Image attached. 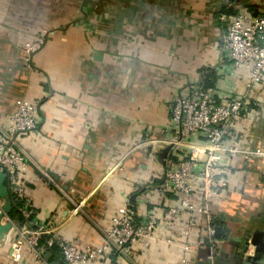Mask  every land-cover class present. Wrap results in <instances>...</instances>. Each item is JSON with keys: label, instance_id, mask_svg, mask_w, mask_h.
Wrapping results in <instances>:
<instances>
[{"label": "crops", "instance_id": "1", "mask_svg": "<svg viewBox=\"0 0 264 264\" xmlns=\"http://www.w3.org/2000/svg\"><path fill=\"white\" fill-rule=\"evenodd\" d=\"M239 12L264 16V0H0V125L10 126L19 101L39 104L37 130L17 138L32 163L25 181L34 228L55 230L80 250L95 249L120 210L161 213L172 204L155 192L166 148L142 143L168 136L173 97L190 94L207 75L215 76L217 101L248 104L231 142L264 151V84L248 91L223 46ZM38 36L45 43L28 69L22 46ZM228 167V187L211 206L225 218L216 260L240 264L242 241L264 232V157ZM79 202L83 212L70 216ZM197 220L191 259L204 264L197 242L207 221ZM178 229L173 239L181 236ZM182 247L131 246L109 260L177 264ZM10 253V241H1L0 264H16ZM44 257L45 264H62L57 252ZM19 264L38 263L26 253Z\"/></svg>", "mask_w": 264, "mask_h": 264}, {"label": "built area", "instance_id": "2", "mask_svg": "<svg viewBox=\"0 0 264 264\" xmlns=\"http://www.w3.org/2000/svg\"><path fill=\"white\" fill-rule=\"evenodd\" d=\"M44 43V37L38 36L23 44L28 69L33 68L32 56L42 49ZM223 46L239 78H246L248 91L264 84V16H253L248 12L233 16L227 24ZM247 113L248 104L244 98L217 101L215 91L205 89L203 84L186 96H174L168 136L142 143V147H171L163 161V176L155 192L173 203H166L168 205L161 213L147 208L139 211L136 206L120 210L108 228L105 244L99 248L80 250L55 230L20 225L17 218L12 219L4 212L5 200H0L2 221L12 224V230L1 241H10L13 262L19 264L27 253L38 264H45L47 250L57 248L62 264H116L109 260L110 256L122 254L131 246L147 250L153 244L177 243L182 244L184 253L177 264H196L191 259L195 251L193 234L198 229L197 217L203 216L207 227L202 235L210 246L201 253L207 254V264H217V227L213 224L211 206L228 187L227 178L231 173L228 164L234 160L246 164L252 158L264 157V151L259 148L251 149L231 142L239 121ZM38 115L39 104L23 99L18 102L10 126L0 125V172L6 175L14 200L22 204L19 213L31 222L35 210L26 195L25 174L32 163L17 138L37 130ZM44 177L61 190L52 176L44 173ZM83 208V202L73 203L70 216L80 215ZM216 217L225 222L223 214ZM174 229L181 231L178 239L171 235ZM161 231L165 236H159ZM202 237L197 242L199 248ZM254 255L255 248L248 245L247 251L240 253L242 264Z\"/></svg>", "mask_w": 264, "mask_h": 264}, {"label": "water", "instance_id": "3", "mask_svg": "<svg viewBox=\"0 0 264 264\" xmlns=\"http://www.w3.org/2000/svg\"><path fill=\"white\" fill-rule=\"evenodd\" d=\"M257 16V15H255ZM171 147H168L164 150L162 158H166L168 152L170 151ZM0 200H5V207H4V212L7 215H10L14 206H15V200L6 185V175L2 172H0ZM3 216L0 215V241L5 239L7 235L10 233L12 230V224L8 225H2ZM223 233V230L221 227L216 228V237H221ZM244 242V252L247 251L248 245H252L255 248V255L248 257L246 262L243 264H264V232L262 231H255L250 240L248 241L247 239L243 240ZM52 255L51 252H48L46 254V259ZM202 258L205 261L204 264H207L206 259H207V254H202Z\"/></svg>", "mask_w": 264, "mask_h": 264}, {"label": "trees", "instance_id": "4", "mask_svg": "<svg viewBox=\"0 0 264 264\" xmlns=\"http://www.w3.org/2000/svg\"><path fill=\"white\" fill-rule=\"evenodd\" d=\"M214 81H215V76H214V75H211V74H210V75H207V76L204 78V83H203L204 88H205V89H213L214 84H215ZM21 206H22V204H21L20 202L15 201V206H14V208H13L11 214H10L11 218H12V219H13V218H17V219L19 220V224H20V225H28L29 227L34 228L33 225H32L33 222H31V220L29 221V220L25 219V218L19 213ZM213 224H214L216 227H221V228H224V230H225L224 222H222V220L218 219L216 216H214ZM202 234H203V232H202ZM202 234H201V235H202ZM224 234H226V233L223 231V236H224ZM202 236H203V235H202ZM202 236H201V237H202ZM220 238H222V237H218L217 239L220 240ZM45 240H46V239H43V242H45ZM209 246H210V245H209V242H208L207 238L203 236V237L201 238V241H200V248H199V249L203 250L204 248L209 247ZM216 248H218L217 245H216ZM48 252H51L52 254H54V253L57 252V253L59 254V251H58L57 248L47 250L46 254H47Z\"/></svg>", "mask_w": 264, "mask_h": 264}, {"label": "flooded vegetation", "instance_id": "5", "mask_svg": "<svg viewBox=\"0 0 264 264\" xmlns=\"http://www.w3.org/2000/svg\"><path fill=\"white\" fill-rule=\"evenodd\" d=\"M240 264H242V263H240Z\"/></svg>", "mask_w": 264, "mask_h": 264}]
</instances>
